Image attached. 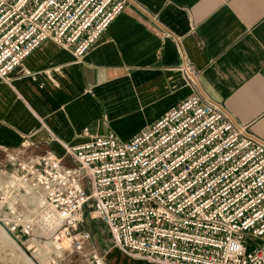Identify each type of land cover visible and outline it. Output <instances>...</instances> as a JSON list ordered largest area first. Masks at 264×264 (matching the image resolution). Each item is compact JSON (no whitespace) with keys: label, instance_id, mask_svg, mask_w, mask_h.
<instances>
[{"label":"built area","instance_id":"built-area-1","mask_svg":"<svg viewBox=\"0 0 264 264\" xmlns=\"http://www.w3.org/2000/svg\"><path fill=\"white\" fill-rule=\"evenodd\" d=\"M125 8V0H0V79L48 38L83 56ZM66 151L72 164L4 150L0 228L17 246L66 242L86 264H108L87 249L92 235L81 226L92 201V216L128 256L264 264V141L220 104L193 94L128 140L98 135ZM9 251L5 264H22Z\"/></svg>","mask_w":264,"mask_h":264},{"label":"crops","instance_id":"crops-1","mask_svg":"<svg viewBox=\"0 0 264 264\" xmlns=\"http://www.w3.org/2000/svg\"><path fill=\"white\" fill-rule=\"evenodd\" d=\"M125 3L83 56L48 38L0 79V160L11 150L72 164L67 146L128 140L193 94L264 141V0ZM111 238L99 247L108 264H149Z\"/></svg>","mask_w":264,"mask_h":264},{"label":"rangeland","instance_id":"rangeland-1","mask_svg":"<svg viewBox=\"0 0 264 264\" xmlns=\"http://www.w3.org/2000/svg\"><path fill=\"white\" fill-rule=\"evenodd\" d=\"M92 209H93L92 201H90L88 204L84 206L83 222L81 226L84 229L89 230L92 235V238L87 245V249H96L101 255L104 256V253L100 251L99 247L101 246L102 242L105 241L107 242V240L111 238V233L108 227L100 219L92 216L91 214ZM36 239H37L35 240L36 243L38 242L40 247L42 246L41 247L42 251L45 254H47V259L43 263L36 262V260L33 258V255L34 254L36 255L38 252L39 248L37 246H32L31 249L28 246H26V248L22 247L23 250L25 251L24 254L20 251L21 249L17 248L18 246L16 244H13L12 246L4 247L6 248L5 251L4 252L0 251V260H2V263L5 264L10 257V255L6 253L10 252V254H12L13 251H9V250H16L15 251L16 255H18L21 259H23L20 260L22 264L24 263L27 264L25 262L26 256L30 258L31 261L33 260L32 264H86L84 261V256L81 253L71 250V248H69L66 242H64V244H61L60 242L45 240L43 238L41 240L40 238H36ZM24 255H26L25 259H24ZM128 257L135 260L142 259L145 260V262H148L149 264H155V262L148 261L144 258L131 257V256ZM2 263L0 261V264ZM30 263L31 262H29V264Z\"/></svg>","mask_w":264,"mask_h":264},{"label":"bare ground","instance_id":"bare-ground-1","mask_svg":"<svg viewBox=\"0 0 264 264\" xmlns=\"http://www.w3.org/2000/svg\"><path fill=\"white\" fill-rule=\"evenodd\" d=\"M13 244H16L15 239L10 234H8L7 232L3 231L0 228V247L12 246ZM18 246L20 248L21 247H25L26 248V246H28L30 249H31L32 246H37L39 248L38 252H37L36 255L35 254L33 255V258L36 260V262L43 263L47 259V254H45L42 251V249H41L42 246L40 247L39 243L38 242L36 243L35 240L30 239L29 241H26V242H24L22 244L21 243L18 244ZM27 259L28 258H26V260ZM27 261H29V260H27Z\"/></svg>","mask_w":264,"mask_h":264}]
</instances>
